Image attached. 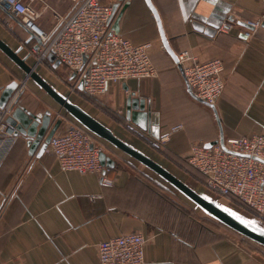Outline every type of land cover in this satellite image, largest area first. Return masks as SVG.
Listing matches in <instances>:
<instances>
[{
	"label": "crops",
	"instance_id": "obj_1",
	"mask_svg": "<svg viewBox=\"0 0 264 264\" xmlns=\"http://www.w3.org/2000/svg\"><path fill=\"white\" fill-rule=\"evenodd\" d=\"M45 1L65 15L74 7L70 0ZM151 1L158 11L163 36L146 0L129 1L120 32L135 44L163 43L164 48L153 54L157 77L112 83L99 98L86 96L79 87L73 91L66 66L38 64L37 54L32 52L35 37L1 6L0 40L57 92L118 138L198 193L264 230V218L251 209L241 206L244 215L215 200L211 195L234 203L210 191L206 177L190 163L189 167L187 160L194 143L264 132V26L247 28L240 24L260 21L264 0ZM39 23L51 29L52 14L44 15ZM225 23L230 28L220 32ZM185 50L201 61L222 60L225 89L215 105L192 95L176 63L177 54ZM27 75L0 47V101L9 85H19ZM130 99H144L148 129L127 117ZM18 106L40 114L49 110L53 121L62 116L79 123L32 78ZM177 125L181 127L172 130ZM65 130L66 121H62L55 134ZM99 138L105 145L103 152L112 160L105 159L108 164H104L111 184L103 183L95 173L62 171L54 155L46 150L39 154L40 146L31 151L27 139L17 132L0 164V264H98V243L127 232H140L147 238V262L264 264L263 244L225 225L159 173ZM190 172H196L205 192L189 183Z\"/></svg>",
	"mask_w": 264,
	"mask_h": 264
},
{
	"label": "built area",
	"instance_id": "obj_2",
	"mask_svg": "<svg viewBox=\"0 0 264 264\" xmlns=\"http://www.w3.org/2000/svg\"><path fill=\"white\" fill-rule=\"evenodd\" d=\"M74 7L65 15L45 0H0V6L11 16L19 19L35 37L32 49L38 64L55 61L67 67L71 89L80 83L86 96L99 98L105 95L112 83L129 79L154 78L159 70L153 62V54L163 49L161 42L148 41L135 44L120 31L113 29L114 2L110 0H70ZM51 13L54 23L51 29L43 28L39 20ZM264 22L248 21L252 27ZM225 23L219 30L226 31ZM55 60L49 62V56ZM186 82L194 94L208 104L215 105L225 89L224 66L219 58L201 61L190 51L176 56ZM30 76L23 79L11 100L0 106V164L17 138V130L6 120L12 114ZM58 115H62L59 112ZM66 121V130L55 134L46 151L54 155L62 171L81 174L95 173L105 184H111L106 166L100 160L105 145L85 126ZM174 126L172 130L179 129ZM206 143H194L187 159L206 177L207 188L218 196L231 200L241 199L252 211L264 218V132L250 137L217 139L210 147ZM147 238L140 232H127L101 241L97 245L98 264H174L173 262H147L145 245Z\"/></svg>",
	"mask_w": 264,
	"mask_h": 264
},
{
	"label": "water",
	"instance_id": "obj_3",
	"mask_svg": "<svg viewBox=\"0 0 264 264\" xmlns=\"http://www.w3.org/2000/svg\"><path fill=\"white\" fill-rule=\"evenodd\" d=\"M130 0H118L114 2L113 5V16H115V20L113 23V29L115 31H120V20L128 7ZM148 5L153 10L155 17L158 21L160 30L163 36V28L161 25V20L153 5L151 0H146ZM121 2H124L121 4ZM241 25L247 28H253L248 23L240 22ZM264 26V22L262 23ZM165 43V42H164ZM0 47L13 59L15 60L30 76V78L34 79L45 91H47L53 99L62 106L70 115H72L75 119L79 121L83 126L92 131L94 134L99 137L111 142L119 149L124 152L132 155L133 157L140 160L142 163L159 173L165 179H167L170 183L176 186L179 190H181L185 195H187L190 199H192L195 203H197L202 209L211 214L213 217L229 226L230 228L236 230L237 232L261 243L264 245V230L260 229L256 226H253L240 218L234 215L230 210L223 208L215 201L205 197L204 195L198 193L189 185L181 181L174 174L168 171L165 167L151 159L150 157L143 154L141 151L135 149L130 146L128 143L118 138L107 126L89 114L86 110H84L78 104L70 101L67 97L63 96L59 92H57L52 86H50L47 81L42 78L31 66L25 63V60L21 59L18 54L12 51L3 41L0 40ZM50 61H54L55 58L51 54L49 56ZM60 61H55V65H59ZM180 67V66H179ZM181 68V67H180ZM182 70V69H181ZM18 86V83H12L9 85L5 91L2 100L0 101V106L3 107L8 102L11 93L15 87ZM79 88H82V83H80ZM190 90V89H189ZM191 91V90H190ZM192 95L198 98L192 91ZM203 101V100H201ZM206 103L205 101H203ZM208 104V103H207ZM211 105V104H208ZM213 106V105H211ZM127 117L131 119L134 123L140 126L142 129L146 130L150 126L149 120V112L145 110V101L144 99H130L127 105ZM8 122L17 130V132L24 136L27 139V144L30 147V150L33 151L39 148V154L43 153L51 138L55 135L58 127L61 125V119L53 121L51 111H45L44 113H34L27 110L25 107H15L12 114L8 117ZM223 141V139H220ZM217 140L210 141L206 143V147L212 146L216 143ZM105 159H107L111 163L110 157H107L104 152L100 154V160L103 164H106ZM108 164V163H107ZM106 164V165H107Z\"/></svg>",
	"mask_w": 264,
	"mask_h": 264
},
{
	"label": "rangeland",
	"instance_id": "obj_4",
	"mask_svg": "<svg viewBox=\"0 0 264 264\" xmlns=\"http://www.w3.org/2000/svg\"><path fill=\"white\" fill-rule=\"evenodd\" d=\"M113 2H116L117 0H111ZM185 168H186V171H190V168L188 166L185 165ZM192 173L194 175H192ZM190 175L191 177H189L187 174H185V179H187L186 177H189L187 180L189 181L190 184H192L193 187H197L199 189V192H205L206 189L202 186V182L200 179H197L198 176L196 175V172H190ZM207 194H210L211 193H207ZM212 197H214L215 200L219 201L221 204H224V205H227L229 207H231L233 210H235L237 213H241V214H244L246 215V212L243 211V208L241 207V205H239L237 202H227L226 200L224 199H218L216 198L215 196L211 195ZM187 214V211H185V215ZM263 248V255H264V246H262Z\"/></svg>",
	"mask_w": 264,
	"mask_h": 264
},
{
	"label": "trees",
	"instance_id": "obj_5",
	"mask_svg": "<svg viewBox=\"0 0 264 264\" xmlns=\"http://www.w3.org/2000/svg\"><path fill=\"white\" fill-rule=\"evenodd\" d=\"M188 160V159H187ZM188 166L189 167H191L192 168V166L189 164V162H188ZM233 201L234 202H237L239 205H241V206H243V207H245V208H247V209H251L246 203H244L241 199H239V198H237V197H233ZM252 210V209H251ZM254 212V211H253Z\"/></svg>",
	"mask_w": 264,
	"mask_h": 264
}]
</instances>
